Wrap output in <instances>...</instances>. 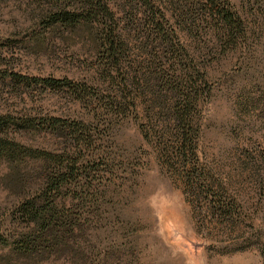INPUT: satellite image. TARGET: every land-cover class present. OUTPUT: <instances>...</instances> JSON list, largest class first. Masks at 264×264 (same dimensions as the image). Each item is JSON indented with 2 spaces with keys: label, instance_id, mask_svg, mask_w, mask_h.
<instances>
[{
  "label": "rangeland",
  "instance_id": "obj_1",
  "mask_svg": "<svg viewBox=\"0 0 264 264\" xmlns=\"http://www.w3.org/2000/svg\"><path fill=\"white\" fill-rule=\"evenodd\" d=\"M231 1L252 26L248 62L240 64L238 54L207 64L213 89L204 100L200 155L221 192L240 205V216L221 220L203 198L190 195L136 121L126 120L105 138L97 158L105 160L104 193L87 208L93 223L78 233L69 255L45 264H264V0ZM45 8L33 0H0V114L80 118L85 104L8 76L102 82L94 43L83 32L46 26ZM16 136L46 149L62 141L34 131ZM9 173L0 160L3 237L14 233L26 187ZM35 183L32 178L28 186ZM7 252L0 242V255Z\"/></svg>",
  "mask_w": 264,
  "mask_h": 264
},
{
  "label": "trees",
  "instance_id": "obj_2",
  "mask_svg": "<svg viewBox=\"0 0 264 264\" xmlns=\"http://www.w3.org/2000/svg\"><path fill=\"white\" fill-rule=\"evenodd\" d=\"M33 1L45 5L46 26L83 32L94 43L102 82L8 75L65 93L87 112L74 119L0 114V160L9 163V177L16 173L18 185H26L14 233L0 236L8 249L0 262L45 264L71 253L78 233L93 223L87 208L103 197L101 146L131 119L190 195L203 198L221 220L240 216V205L221 192L200 155L204 100L213 89L207 64L238 54L240 64L248 62L252 26L232 1ZM28 131L62 141L54 149L25 145L16 132ZM32 178L36 183L28 186Z\"/></svg>",
  "mask_w": 264,
  "mask_h": 264
}]
</instances>
